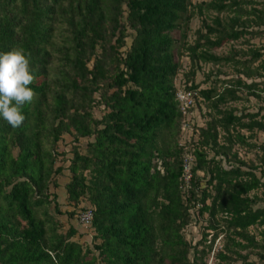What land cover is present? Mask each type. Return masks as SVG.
<instances>
[{"label": "trees", "instance_id": "16d2710c", "mask_svg": "<svg viewBox=\"0 0 264 264\" xmlns=\"http://www.w3.org/2000/svg\"><path fill=\"white\" fill-rule=\"evenodd\" d=\"M239 5L211 0L206 6L238 14ZM192 10V0H0V52L23 48L37 77L30 86L36 98L22 110L24 124L13 129L0 118V264H195L197 248L184 232L190 203L199 194L200 215L211 218L205 229L215 232L210 245L221 234L226 239L219 259L229 264L234 254L242 264H256L240 252L264 251V182L244 164L223 167L218 129L229 143L236 125L264 133L258 114L223 113L204 123L193 143L190 198L184 200L180 190L185 149L175 80L184 68L174 35L182 32L186 38ZM249 15L257 17V27L264 26V12ZM204 29L188 49L192 63L228 60L198 51L254 33L239 14L228 26L217 18ZM250 61L264 72V51L254 52ZM181 81L218 115L226 96L238 100L231 88L218 94ZM236 84L252 90L257 83ZM99 108L104 113L96 118ZM246 117L249 122L242 123ZM65 135L74 143L87 140L86 154L72 150L65 188L71 206L86 200L93 211L88 247L75 240L74 227L61 232L52 212L60 214L50 190L64 170L56 167L55 147ZM236 139L248 144L242 135ZM200 172L212 175L203 188ZM258 191L261 197L250 196ZM258 203L263 206L255 208ZM253 227L261 229L259 242L249 232Z\"/></svg>", "mask_w": 264, "mask_h": 264}, {"label": "rangeland", "instance_id": "374dc122", "mask_svg": "<svg viewBox=\"0 0 264 264\" xmlns=\"http://www.w3.org/2000/svg\"><path fill=\"white\" fill-rule=\"evenodd\" d=\"M210 1L211 0H192L193 18L188 24L186 38L182 39V32L175 33L174 35L177 41L176 50L181 57L182 67L184 68L177 79L188 80L190 83H193V85H196L199 91L215 88L218 94H225L226 90L231 88L230 90H236L235 96L238 97V100L233 101L232 97L226 96L227 102L220 105L219 108L221 112L220 115L211 107V103L202 102L200 100V102L198 101L197 108L193 110V119L196 124L198 123L201 126L214 118L220 120V118L223 117V113H233L234 115L242 117L258 114V120H264V72L261 71L259 62L252 63L250 61L253 58L254 52L264 51V26L257 27L255 25L257 17L249 15L254 11L258 13L264 12V0H238L240 1L239 8H241L240 10L238 9L240 21L242 24H246V26L250 27V31L254 32L253 35H247L236 42H228L219 49L210 50L207 47H202L198 51V55L207 50L214 56L228 60H224L218 64L204 63L198 60H196V63H192L188 49L194 47L198 43L201 35L205 34L204 26H214V21L217 18L222 21L224 26H228L231 19L238 15L234 13L235 9L223 13L209 10L206 5H208ZM256 32L259 33L257 34ZM204 41H201V45ZM192 68L196 71L194 75L189 73ZM240 79H243L244 82H256L257 84L252 90H248L245 87H237L236 83ZM103 113L101 108L96 109L95 117L100 118ZM248 122L249 118L247 117L242 121V123L245 124ZM218 131V143L221 147L225 148L221 152L224 154L222 157L225 160V163H222L223 167H239L240 164H244L245 167L243 168L253 170L257 177L264 182V152L260 150V146L264 145V133L258 131L250 133L246 130H241V128L236 125L229 130V135L232 139V142L229 143L226 132L220 128ZM237 135L244 136L248 144L243 145L239 143L236 139ZM183 136L182 134L181 144L183 142ZM195 139H199V132L195 134ZM86 145L87 140L74 143L70 135H65L58 143L55 147V155L57 158L56 167H63L64 170L62 174L58 176L56 186H52L50 191L54 197H56L55 204L58 206L60 214L54 211L52 212L60 221L61 232H67L71 226L74 227L77 230L75 240L80 241L84 246L88 247L91 246L93 242V228L81 227L77 220V215L81 209H90V205L86 200H83L76 208L71 206L67 200L65 188V185L70 179V175L66 169L69 166L70 160L73 158L72 150L77 147L81 153L86 154ZM209 154L211 156L214 155L212 151H210ZM198 176L203 182L201 185L203 188L206 181L209 180L212 175L200 172ZM209 190L214 196L216 192L214 187H209ZM201 192L202 191H200V193ZM256 195L261 197L262 192L258 191L250 194L252 198ZM200 198L201 196L199 194L196 200L193 199L191 203L189 202L191 222L184 232L185 237L197 248V260L195 264H227L218 257L221 252H224L225 236L224 234L219 235L217 239H215L213 245H210L215 232L205 229L211 218L208 213L200 215ZM55 204H53L52 209ZM206 204L209 205L210 200L207 201ZM262 206L263 203H258L255 205V208ZM71 213H74L73 217H70ZM223 218H225L223 215L217 217L220 224H223ZM260 231L261 229L257 227H253L249 230L250 234L256 238L257 242L260 241ZM204 235L206 236V240H203ZM201 251L204 252V254H201ZM192 253L190 254L191 257L193 256ZM240 253L250 262H255L256 264L261 263L264 258V251L253 248L241 251ZM229 257L232 259L229 264H242L241 259L237 255L229 254Z\"/></svg>", "mask_w": 264, "mask_h": 264}, {"label": "clouds", "instance_id": "9594fccd", "mask_svg": "<svg viewBox=\"0 0 264 264\" xmlns=\"http://www.w3.org/2000/svg\"><path fill=\"white\" fill-rule=\"evenodd\" d=\"M29 56L18 47L0 52V118L13 129L24 124L26 116L22 110L37 95L30 87L37 83V77Z\"/></svg>", "mask_w": 264, "mask_h": 264}, {"label": "built area", "instance_id": "2783aa9c", "mask_svg": "<svg viewBox=\"0 0 264 264\" xmlns=\"http://www.w3.org/2000/svg\"><path fill=\"white\" fill-rule=\"evenodd\" d=\"M176 87V101L178 103L179 111L182 115L181 131L183 136L182 146L185 149V153L182 158V175L180 178V190L182 192L184 200L190 198V192L192 189V182L194 179V166L195 155L193 149V142L195 134L199 132L201 125L196 124L193 119V110L197 108L198 94L196 91L187 90L184 82L179 79L175 80ZM77 220L81 227L92 228L94 221V214L91 209L80 212L77 216Z\"/></svg>", "mask_w": 264, "mask_h": 264}]
</instances>
